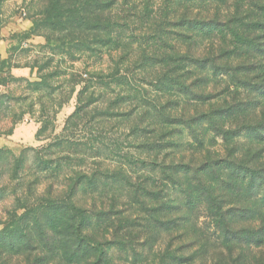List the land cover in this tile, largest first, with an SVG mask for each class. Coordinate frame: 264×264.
Here are the masks:
<instances>
[{
	"label": "rangeland",
	"instance_id": "374dc122",
	"mask_svg": "<svg viewBox=\"0 0 264 264\" xmlns=\"http://www.w3.org/2000/svg\"><path fill=\"white\" fill-rule=\"evenodd\" d=\"M0 41V264H264V0H0Z\"/></svg>",
	"mask_w": 264,
	"mask_h": 264
},
{
	"label": "trees",
	"instance_id": "16d2710c",
	"mask_svg": "<svg viewBox=\"0 0 264 264\" xmlns=\"http://www.w3.org/2000/svg\"><path fill=\"white\" fill-rule=\"evenodd\" d=\"M69 11H71V10H69ZM35 85H38V86H40V84H37V83H34ZM11 132H8V134H10ZM252 174H251V180H253V182L255 183V186H257V185H262V186H264V172H263V175L262 174H260V175H257V177L258 178H255V171H252L251 172ZM256 179H258L259 180V182L257 183V181L258 180H256ZM66 210L68 211V212H72V211H74L75 212V210H76V208H74V206L73 205H71L70 204V206H68L67 208H66ZM69 228H71V234H70V237H71V240L69 241V242H71V246L73 245V246H75L76 248V252H78V250L81 248V243H80V241L79 240H77V238H75L76 237V235H79L81 232H80V228L77 226V224H72ZM77 233V234H76ZM76 234V235H75ZM88 241L89 242H87L88 243V245L90 244H93V242H92V240L89 238L88 239ZM86 245V244H85ZM90 258H88V257H86V260H83L84 262H85V264H98V262L97 261H95V260H89ZM82 261V260H81ZM78 263H80V262H78Z\"/></svg>",
	"mask_w": 264,
	"mask_h": 264
},
{
	"label": "clouds",
	"instance_id": "9594fccd",
	"mask_svg": "<svg viewBox=\"0 0 264 264\" xmlns=\"http://www.w3.org/2000/svg\"><path fill=\"white\" fill-rule=\"evenodd\" d=\"M230 126H231V125L225 124V125H224V128L227 129V128H229Z\"/></svg>",
	"mask_w": 264,
	"mask_h": 264
},
{
	"label": "crops",
	"instance_id": "0c3cea01",
	"mask_svg": "<svg viewBox=\"0 0 264 264\" xmlns=\"http://www.w3.org/2000/svg\"><path fill=\"white\" fill-rule=\"evenodd\" d=\"M0 42H1V41H0ZM1 47H2V46H1V43H0V52H1Z\"/></svg>",
	"mask_w": 264,
	"mask_h": 264
}]
</instances>
